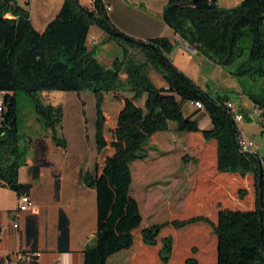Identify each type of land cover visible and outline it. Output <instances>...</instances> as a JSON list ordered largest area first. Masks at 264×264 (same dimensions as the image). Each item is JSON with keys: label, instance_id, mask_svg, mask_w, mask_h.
Segmentation results:
<instances>
[{"label": "trees", "instance_id": "1", "mask_svg": "<svg viewBox=\"0 0 264 264\" xmlns=\"http://www.w3.org/2000/svg\"><path fill=\"white\" fill-rule=\"evenodd\" d=\"M163 19L185 45L218 66L229 67L247 55L234 75L261 82L263 91L248 98L261 109L258 118L264 123V0H242L231 9L219 7L218 0H169ZM93 27L106 36L104 43L115 42L123 51V59H115L110 69L92 56L95 48L88 47ZM173 49L166 38L142 42L120 31L102 0H95L91 7L81 5L79 0H64L58 15L43 32L34 28L29 11L16 0H0V187L19 198L30 196L32 184L20 182L21 168L31 158L36 180L41 168L51 166L45 137L31 139L30 147L24 151L20 148L17 92L32 96L91 92L97 109L96 148L103 159L94 171H81L82 183L96 191L98 204L96 243L86 247L83 264H134L140 247L157 251L161 264H169L174 231L200 223L211 226L217 237V264H264V155L241 152V131L228 108L230 99L213 97L179 70L170 58ZM149 67L162 75L165 87L152 84L147 76ZM122 75L127 76L125 81ZM122 95L131 97L122 100ZM123 101L125 108L117 116ZM35 102V112L52 143L67 150L63 109ZM139 103L142 107L138 110ZM193 103H200L203 109L185 116L184 106ZM201 111L209 116L210 129L200 128L196 117ZM107 115L114 118V126H106ZM172 128L175 133L201 134L207 142L216 141L218 175L253 176L254 208L219 209L214 223L207 216L205 196L199 203L189 205L187 218L146 225L131 195V165L148 158L145 146L151 136ZM108 133L110 141L106 139ZM109 147L113 154L107 152ZM240 193L246 195L244 191ZM59 194L56 176L57 199ZM194 212L199 215L190 217ZM169 227L174 231L169 230L171 233L160 240ZM59 229V251L68 252L70 228L63 212ZM1 234L0 227V241ZM19 256L16 264H37L39 260L36 249ZM186 263L198 264L195 259Z\"/></svg>", "mask_w": 264, "mask_h": 264}, {"label": "rangeland", "instance_id": "2", "mask_svg": "<svg viewBox=\"0 0 264 264\" xmlns=\"http://www.w3.org/2000/svg\"><path fill=\"white\" fill-rule=\"evenodd\" d=\"M17 1L23 9L27 11L32 9L31 17L34 19L35 27L40 17L53 7V0H35L33 7L29 6L28 0ZM241 1L218 0V5L231 9L240 5ZM79 2L85 7H91V4L85 0H79ZM97 30L93 27L90 33V37L96 36L97 45L92 46L89 37L88 47L91 50L95 48L92 56L105 68L110 69L115 59H123V51L115 42L104 43L105 35L100 36ZM175 54L176 51L173 49L170 58L176 57V67L179 70L213 97H228L230 99L228 102L233 105L234 110L245 116V120L239 124V127L254 144L255 153L263 156L264 134L261 131L258 116L252 112L254 104L248 98L250 94L261 93L263 86L261 82L234 75L247 55L229 67H221L191 50H182L179 54ZM147 76L155 87L165 86L164 78L155 69L149 67ZM121 78L125 81L127 76L122 75ZM130 97V95L121 96L122 100ZM16 100L20 148L23 151L30 147L31 139L45 137L47 142L51 141L50 133L45 130L35 112V101L38 100L46 106L63 109V133L68 140V149L65 151L56 149L59 155H65L72 161H81L84 171H94L95 165L100 163L103 157L97 153L96 148L97 109L95 96L91 92L80 94L49 92L32 96L19 91L16 94ZM107 101L112 100L108 98ZM119 106L117 116L125 108L124 101L120 102ZM141 107L142 103L136 106L138 110ZM195 110L190 104L184 106L185 116H190ZM206 117L208 116L196 117L202 129H207ZM106 119V126L111 124L114 126L115 121L112 116L107 115ZM172 125L175 126V124ZM109 134L106 139L110 141ZM216 147L215 140L207 142L201 134L175 133L173 128L168 132L154 134L148 139L145 146L148 158L131 165L133 173L131 195L138 203L140 214L146 225L162 224L174 218H187L191 204L199 203L198 201L203 200L205 196H207L205 210L214 223L217 222L219 209L245 211L254 208L253 176L241 178L238 174L220 173L219 176L216 171ZM107 152L113 154L110 147ZM53 158L57 160L59 156L56 155ZM25 176L24 168L20 171L21 180H24ZM241 191L246 192V195L242 196ZM194 215L199 214L194 212L190 217ZM169 230L173 229L169 227L164 230L160 240L171 233ZM174 232V252L169 264H187L188 259H195L198 264H217V237L211 226L200 223ZM95 243L94 237L90 245ZM138 253L134 264H144L143 259L146 260L145 264H161L155 250L140 247ZM130 257L133 259L134 256Z\"/></svg>", "mask_w": 264, "mask_h": 264}, {"label": "crops", "instance_id": "3", "mask_svg": "<svg viewBox=\"0 0 264 264\" xmlns=\"http://www.w3.org/2000/svg\"><path fill=\"white\" fill-rule=\"evenodd\" d=\"M28 2L30 7H33V2L36 3L35 0ZM102 2L112 8L108 16L123 33L142 42L166 38L174 45L175 55L182 50H189L163 19L164 9L169 0H102ZM63 3L64 0H53V7L40 17L36 27L31 17L32 9L29 10L32 24L37 31L43 32L46 29L58 15ZM17 4L21 5L19 1ZM97 31L100 36L104 35L100 30ZM92 36L96 38L95 35ZM175 58L172 60L176 65ZM200 115L208 116L204 111L198 116ZM206 121L208 129L211 126L209 116L206 117ZM200 128L202 129L201 126ZM48 148L50 167L41 168L37 179L34 180L31 170L33 161L29 159L28 165L21 168V170L25 168L24 180H21L19 175L21 183L32 184L30 197L34 207L31 210L20 212L19 197L16 193L0 187L2 230L0 261L4 260L0 264H16L18 258H21L18 257L21 252L30 253L34 249L39 253L37 264H83L84 251L94 237L96 238L97 193L94 189L87 188L81 181L82 162L72 161L65 155H59V151L56 150L58 148L51 141L48 142ZM56 155L59 156L57 160L53 158ZM56 176L60 181L59 199L56 198ZM61 212L69 221L68 252L59 251Z\"/></svg>", "mask_w": 264, "mask_h": 264}, {"label": "built area", "instance_id": "4", "mask_svg": "<svg viewBox=\"0 0 264 264\" xmlns=\"http://www.w3.org/2000/svg\"><path fill=\"white\" fill-rule=\"evenodd\" d=\"M85 1H87L89 4L92 5L95 0H85ZM105 10L109 14L112 11V8L108 5H105ZM90 41H91L92 46L97 45V39L95 37L91 36ZM192 52H194V51H192ZM0 106H1V104H0ZM192 106L195 109H203V106L200 103H193ZM228 108L230 110H232V112L234 113V120H235L236 124L239 126V124L244 121L245 116L243 114H241L240 112L235 111L234 107L231 103H228ZM258 110H261V109L257 106H254V108L252 110L254 115L258 116ZM259 123H260V126L262 128V132H264V123H262V118H259ZM240 131H241V135L239 136V146H240L241 152L243 154L255 153L254 144L252 143V141H250L245 136V134L243 133V131L241 129H240ZM33 207H34V202L30 196L25 195V196H22L19 198V211L20 212H27V211L31 210Z\"/></svg>", "mask_w": 264, "mask_h": 264}, {"label": "water", "instance_id": "5", "mask_svg": "<svg viewBox=\"0 0 264 264\" xmlns=\"http://www.w3.org/2000/svg\"><path fill=\"white\" fill-rule=\"evenodd\" d=\"M189 50L194 51L192 48H189Z\"/></svg>", "mask_w": 264, "mask_h": 264}]
</instances>
